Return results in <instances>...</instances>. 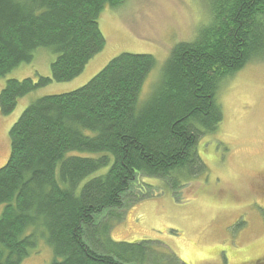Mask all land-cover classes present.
I'll return each instance as SVG.
<instances>
[{"label": "trees", "instance_id": "16d2710c", "mask_svg": "<svg viewBox=\"0 0 264 264\" xmlns=\"http://www.w3.org/2000/svg\"><path fill=\"white\" fill-rule=\"evenodd\" d=\"M123 1L0 0V79L41 49L55 55L50 78L6 81L0 114L40 88L77 78L105 46L101 13ZM209 17L192 41L173 47L141 106L155 60L121 54L83 87L24 109L0 168V264H22L39 241L52 252L49 264H166L143 241L111 240L119 211L147 198L132 195L140 177L175 193L206 172L197 146L221 122L220 85L264 57V0H211Z\"/></svg>", "mask_w": 264, "mask_h": 264}, {"label": "rangeland", "instance_id": "374dc122", "mask_svg": "<svg viewBox=\"0 0 264 264\" xmlns=\"http://www.w3.org/2000/svg\"><path fill=\"white\" fill-rule=\"evenodd\" d=\"M210 2L124 0L116 9L105 8L98 20L105 46L82 73L70 82L32 92L9 115L0 114V168L9 156L8 132L29 104L83 87L121 54L150 55L155 60L138 97V106L143 105L158 87L173 47L192 41L209 23ZM54 59L49 51L39 50L31 63L0 79V91L10 79L50 78ZM215 100L221 122L197 146L206 172L184 182L175 193L160 180L138 178L132 195L147 198L125 202L121 220L110 231L112 241H143L162 254L166 264L172 262L170 255L183 264H264V57L225 80ZM53 259L39 241L22 264H49Z\"/></svg>", "mask_w": 264, "mask_h": 264}]
</instances>
